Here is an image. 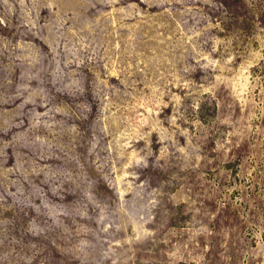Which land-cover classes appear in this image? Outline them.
<instances>
[{
    "label": "rangeland",
    "instance_id": "374dc122",
    "mask_svg": "<svg viewBox=\"0 0 264 264\" xmlns=\"http://www.w3.org/2000/svg\"><path fill=\"white\" fill-rule=\"evenodd\" d=\"M0 264H264V0H0Z\"/></svg>",
    "mask_w": 264,
    "mask_h": 264
}]
</instances>
